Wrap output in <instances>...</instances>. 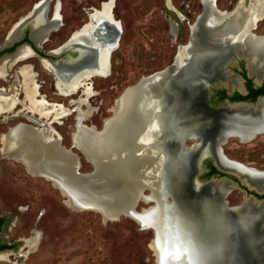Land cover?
<instances>
[{"label": "bare ground", "instance_id": "bare-ground-1", "mask_svg": "<svg viewBox=\"0 0 264 264\" xmlns=\"http://www.w3.org/2000/svg\"><path fill=\"white\" fill-rule=\"evenodd\" d=\"M51 1L48 3V0H39L34 5V10L27 17L36 16L39 17L37 21H40L44 13L50 12ZM203 2L206 6L205 11L201 14L202 17H198L197 23L192 29L195 38L200 37L201 32L205 29L203 26L200 28L201 19L203 17L209 18L211 11L214 10L210 7L209 0H203ZM101 3V8H93L89 12L87 23L85 22V25L77 28L63 47L60 46L52 51L54 55H58L66 47L79 49L82 52L81 56H87L89 62L86 66L71 74L66 73L67 70L64 71L65 68H63L62 63L54 65L50 59H41L43 67L50 74L56 76L59 95L70 96L82 90L83 96L77 100L74 99L69 106L63 103H49L44 96L38 97L36 94L39 91V85L35 78L37 74L31 65L20 67L18 73L22 75L21 80L17 79L18 81L14 82L9 90L0 86V116L4 112L14 109L19 101L20 88L25 93L24 101H22L24 107L41 115L53 114V117L60 118L71 113L72 103L79 104L77 131L74 132L73 138L75 144L93 163L95 167L93 176L78 178L74 174L76 167L74 157L61 149L60 145L56 143V138L51 136V132L45 133L42 128L28 126L25 123L13 126L2 135L3 151L8 156L23 162L32 174L46 175L51 179L67 197L65 202L69 207L75 210L93 209L101 211L106 219H116L118 218L117 212L124 213L137 219L144 227L155 228L156 237L151 241L150 247L157 256V264H204L207 260L205 261L201 255L198 256L197 250L191 247L192 240L186 239L188 221L191 216H186V213L180 211L173 203L166 204L164 202L163 193L165 191L159 182L156 186H159L160 189H154L155 177L152 173L157 175L159 163H153L152 169L147 165L150 160L156 161V152L148 149L150 143H139L138 149H136L137 154H135L133 143H130L138 131L145 127L146 123L149 125L153 121L156 125L158 124L159 129L165 123V119L161 115L163 103L157 99L155 83L142 82L143 84L128 89L124 97L118 98L112 109L113 117L105 120V127L102 132H97L95 130L97 127L94 125L83 123V120L91 116L96 110V107L89 103V98L95 93L89 81L94 76L107 77L110 75V65L106 60L107 55L103 56V54L108 53L110 44L107 41L110 42L113 37L109 33H103L102 27L110 24L114 31L117 29L115 27H118V20H115L113 14L116 0H104ZM56 7L53 17L40 24L37 23L39 25L33 29L31 37L39 47L49 40L50 31L57 28L61 23L59 0ZM27 17H22L13 25L8 33V44L19 37L20 29ZM216 19L220 24L218 26L211 25L210 29L204 30L207 33L203 32L209 35L207 37L210 40H219L220 43H223L236 39L235 42L240 49L245 46V48L254 50L255 53L264 51V36L258 37L249 33L251 26H254L260 19H264V0H253L248 9H245L243 0H241L232 14H217ZM96 34H100L102 37ZM238 47H236L237 50ZM182 54L180 52L178 58ZM32 57L38 56L27 43L21 45L15 53L6 54L0 59V78L7 79L11 68L17 62L26 61ZM155 78V76L151 77V79ZM81 104L86 105L87 109L81 108ZM156 107L161 110L158 112ZM252 127H255L253 123L250 126H242V131L237 133L245 138L249 134L246 128ZM122 133L125 135L120 138ZM149 136L151 135H148L147 139ZM151 145L158 147V143H151ZM177 157H181V154ZM222 163L224 166H233L225 161ZM154 165H157V168ZM161 168L160 166V170ZM238 169L245 173V169ZM146 189H150L151 193L145 194L143 191ZM208 194L210 193L208 192ZM141 200L154 201V204L138 212L136 206ZM203 201L202 206L209 202ZM219 201L213 200L216 204L212 205L210 202L209 204L212 205L217 215L219 213L222 216V219L227 218L228 226L233 228L234 232L239 230L242 233V245L246 244V237H248L246 230L241 225L239 226L232 219V216H227V210L224 209L221 202L218 203ZM198 213L201 214H198L200 220L205 218L209 220L210 218L214 221L209 213V218L205 214L203 216L200 211ZM217 215L215 220L218 219ZM195 233L196 237L201 234L202 239L203 237L207 239L205 233ZM26 243L31 246L34 243V238L27 239ZM242 245L240 258L245 259ZM2 258L7 259L5 256ZM9 264H16V262L10 261Z\"/></svg>", "mask_w": 264, "mask_h": 264}, {"label": "rangeland", "instance_id": "rangeland-1", "mask_svg": "<svg viewBox=\"0 0 264 264\" xmlns=\"http://www.w3.org/2000/svg\"><path fill=\"white\" fill-rule=\"evenodd\" d=\"M38 1L0 0V47L7 43L13 25L27 15ZM102 1L59 0L64 24L52 32L43 50L60 46L73 30L89 20L88 14L93 8H101ZM240 1L217 0V8L231 11ZM56 2L51 1L52 8L47 17H53ZM170 2L186 16L180 22L181 30L177 40L170 33V17L178 18V13L169 8L168 0H116L113 14L120 20L122 27L119 46L112 54V73L107 77L96 76L93 79L94 103L99 111L84 119V124L102 129L105 120L112 116V109L125 88L143 76L170 65L179 44L189 41L191 26L204 12L205 4L203 0ZM256 33H264V21L259 22ZM26 61L35 64V70L40 73L41 90L52 101L69 106L67 104L71 99L80 95L81 91L70 96L55 95L53 76L41 67L38 57ZM21 63L23 61L13 66L10 74ZM229 66L226 71L233 74ZM223 84L231 90L235 88L233 84ZM0 85L9 86L3 78L0 79ZM73 105L71 113L61 117V124L53 123L60 130L62 143L67 147L72 146L73 134L77 130L75 122L78 125V111H75L74 116ZM81 108L87 109V106L81 104ZM0 117V217L10 219L7 228L0 231V243L14 245L0 250V264H9L10 261L16 264H157V256L150 247L156 237L153 227L146 228L137 219L124 213L116 219H106L101 211L69 207L65 202L67 197L51 179L32 174L23 162L3 151L2 135L19 122H32L20 116L9 121L1 120L3 114ZM263 139L264 135H260V143H241L237 136L230 137L223 145L224 152L228 157L248 166L264 169ZM72 149L81 156V171H92L93 163L81 149ZM149 193L150 190L146 189L145 194ZM227 200L231 205L242 203V190L237 187L231 190ZM153 204L154 201L141 200L137 210ZM36 230L40 231L41 237L35 249H32L25 239L32 237Z\"/></svg>", "mask_w": 264, "mask_h": 264}, {"label": "water", "instance_id": "water-1", "mask_svg": "<svg viewBox=\"0 0 264 264\" xmlns=\"http://www.w3.org/2000/svg\"><path fill=\"white\" fill-rule=\"evenodd\" d=\"M50 1L51 0H48V3H50ZM252 1L253 0H243V6L245 9H248L251 6ZM209 3L210 7L214 10L211 11V16L209 18L206 19L203 17V19H201L202 24L198 23L201 25H198L200 28L203 26L205 29H210V26L214 24L218 26L220 23L217 22V14H232L238 6L237 5L231 11H223L217 8V0H209ZM168 5L171 10L178 13L179 17L182 16L181 12L172 6L170 0H168ZM199 17L202 16L200 15ZM33 21V16L25 19V23L20 29V35L23 29H25L29 24H36ZM196 23L197 22L191 26L189 41L187 43L181 42L179 44L177 54L170 65L148 76H143L135 84L126 87L118 98L121 99L125 96L128 89L136 85H140L142 82L155 83L157 99L161 100L163 103L161 107L163 112L161 115L164 117L165 123H163V127L161 129H159L158 124L156 125L153 121L152 123L150 122L149 125L146 123L147 127L145 125L143 129H140L136 136L132 139L133 141L130 142L133 143L135 154H137L136 149H138L139 143H150L148 149L156 152V161L150 160L147 165L152 169L153 163H159L157 175L152 173L155 177L154 189H160L159 186H156L159 182L165 191V193H163L164 202L166 204L173 203L180 211L186 213V216L189 215L196 219H201L199 217L201 214L198 213L199 209L204 211V207L202 206V202H204L203 200H205V202L209 201L212 205L216 204L215 202L220 200L218 203L221 202L224 205L223 207H225L232 215V219L246 230V235L248 236L246 237L247 243L242 245L244 251L242 252L245 255V259L241 262L238 261V263L254 264V252L256 250L257 252H260V245L258 240L253 238L251 232L252 227L250 226V221L253 219V212H255L252 201L246 198V201L243 204L239 206H230L226 200V190H220L219 188L221 187L220 182H204L199 179L198 174L200 172L202 160L211 155V151H222V144L226 142L229 137L237 135L238 131H242V126L251 125V121L243 115V113L213 107L209 101L210 87L221 80H227L229 78L226 73L227 66L241 58H245L247 60L248 67L251 70L256 69L258 75L263 74L264 51L255 53L254 50L248 47L245 48V46H242V49H240L237 42H235L236 39L229 42L225 41L223 43H220L219 40H210L207 37L209 36L206 34L207 31H204L205 29H203V32L206 33L201 32V36L195 38L193 37L194 31L192 29H194ZM117 26L118 27H115L117 28L115 31L110 24L102 27L103 33H110L113 37L110 42L107 41L110 44L108 53L103 54V56L107 55L106 60H108L109 64L112 52L119 46L122 33L120 20H118ZM177 28L178 22L175 21L172 23L171 31L174 32ZM32 33L33 30L29 36L30 40H32ZM249 33L258 37L264 36L254 33L253 26L250 27ZM30 47L34 50L32 45H30ZM36 47L38 46L36 45ZM236 47H238V50ZM68 48L71 47H66V49ZM34 52L36 53L35 50ZM180 52L183 54L178 58ZM81 55L82 52H80V55L77 58ZM79 59L81 60L82 58L80 57ZM74 64L77 63L75 62ZM74 68L77 70L78 67ZM66 70L72 73L70 65H68ZM152 76H155L156 78L151 79ZM148 79L151 80L145 81ZM156 108L158 109L159 107ZM160 110L161 109H158V112ZM30 117L35 119L37 122L41 121V119L34 116ZM112 117L113 115L109 118L111 119ZM148 120H150V117H148ZM44 124H46V133H49L48 125L45 121ZM104 127L105 124L102 129L95 130L97 132H102ZM247 129L249 131V138L254 137L261 131H264V127L246 128V130ZM122 135L124 136L125 134L122 133L120 138H122ZM148 135L154 136H149L147 139ZM189 141H195V143L189 145ZM151 143H158V147H153ZM58 144L61 149L65 150V153L74 157L76 162L74 174L78 176V178L82 179L93 176L95 172L94 165L92 171H81V156L74 152L72 148H67L62 143ZM209 144L212 145V150L205 152L207 147H209ZM73 146L80 150V148L75 144L74 139ZM82 153L85 155L83 151ZM179 154H181V157H177ZM139 157L141 158V156ZM219 165L224 167L221 163H219ZM160 166L162 167L161 170ZM154 167L157 168V165H154ZM245 169L248 171L247 173H244L246 176L253 173V171L249 168ZM143 192L145 193V191ZM208 192L210 194H208ZM213 200L215 202H213ZM203 214H207V211L203 212L202 215ZM117 215L119 217L120 213L117 212Z\"/></svg>", "mask_w": 264, "mask_h": 264}, {"label": "flooded vegetation", "instance_id": "flooded-vegetation-1", "mask_svg": "<svg viewBox=\"0 0 264 264\" xmlns=\"http://www.w3.org/2000/svg\"><path fill=\"white\" fill-rule=\"evenodd\" d=\"M57 2L55 4V7L57 6ZM34 8L35 7H33L31 11L34 10ZM50 8H52V6ZM181 14H182L181 17L178 16V18L174 19L175 21L178 22L176 40L178 39L180 35V30H181L180 22L183 21L186 17L185 15H183L182 12ZM46 15H48V13H44V16H42V19L40 21H37L39 17L37 18L36 16H34L33 22L36 23L35 25H33L32 23L29 24L25 28L26 30L23 29L21 35H19V37H16L14 41H12V43L10 44L6 43L3 47H0V59L4 57L6 54L15 53L21 45L27 43V44L32 45V47L36 51L41 67L46 72L48 71L43 67V64L41 61L42 58H47V59L52 60L54 65L62 63L64 66L63 68H65L64 71H66L68 65H70L72 68V73H75L78 69L83 68L84 66L88 64L89 61L87 60V56L86 57L84 56L85 58L83 56H80L82 57L81 59L82 61L79 60L80 57L79 58L77 57L80 55L81 51L79 49H74V48L73 49L72 48L63 49L58 55L56 54L54 55L52 51L55 50L56 48H59L60 46L63 47V45L70 39L72 34L77 30V28L72 31L69 38L65 40L60 46L49 49L47 51L43 50L44 45L38 48L39 46L36 44V42L34 40H30L29 36L33 28L37 27L43 21L50 19L49 16L47 17ZM260 21H264V19L263 20L260 19L258 22L255 23V25L253 26L254 33H256V29H258ZM37 23L39 24L37 25ZM86 23H84V25ZM63 24H64V21H63V16L61 14V23L58 25L57 28H54L50 31V33L48 34L49 39H50V35L52 34V32L59 30L63 26ZM171 34L175 37L174 32L171 31ZM96 35H100V34H96ZM258 35H264V33L258 34ZM100 36L102 37V35ZM35 44L38 47H36ZM112 56L113 55H111L110 57L109 74L112 73ZM75 62L77 64H74ZM232 64L233 65L229 66L228 68L229 69L231 68V71L233 72V74H228V72L226 71L229 78L227 80H221L214 86L210 87V91H209L210 104L215 108H224L228 110H234L237 113H243V115L249 118V120L251 121V123L255 125V127L263 128L264 127V73L261 75H258V72L256 69L251 70L248 67V63L245 58L238 59ZM24 65H31L32 69L34 70L36 67L33 62H28V61H23V63H21L20 65H17V67L13 69L14 73L13 74L9 73V75L7 76V79L6 78L3 79L6 81V84L9 85L8 87L4 86L5 89L9 90L10 87L13 85V83L18 81L17 79L21 80L22 75L21 73H18V72H19L20 67ZM74 67H78L77 70ZM35 72L37 74L35 78L39 85V89H38L39 91L37 92L36 95L38 97L44 96L45 99L49 103L61 104V102L52 101V99H50L48 95L45 94L41 90L42 85L40 84L41 83L40 73L37 72L36 70ZM67 72L70 73V71H66V73ZM52 76L54 79V83L52 84V86L54 87L53 93L57 96H61L57 92L56 76L54 74ZM94 77L91 78V80L89 81L91 85H93L92 83H93ZM225 82L233 84L235 88H233L232 90L229 89L225 84H223ZM92 87L94 88V86ZM79 92L80 91H78V93ZM82 93L83 91L81 90L80 92L81 96H83ZM79 96H77V98L71 99L70 103H68L67 105H70L74 99L75 100L79 99L80 98ZM94 96L95 95L93 94L89 98V103L92 106L97 108L96 111L93 112L94 114H96L99 111V108L95 106ZM24 98H25V93L20 88L19 101L17 102L16 106L14 107L12 111H8L5 114L3 113L4 115L1 120L9 121L13 118H17L20 116L25 119H28L32 123H28V122H19V123H25L28 126H32L35 128H42L44 132L46 133V124H44V121H45V123H47L48 125L49 132H51V136L56 138V143H62L63 138L61 136V132L53 124L54 122H58L59 124H61V117L55 118L53 117V114L49 116H45V115H41L38 112H34L32 110L25 108L24 103L22 102L24 101ZM19 105H22V107H19ZM72 105H73V112H74L73 114L75 116L76 115L75 111L76 110L78 111L79 104L72 103ZM70 109L72 110V108ZM93 113L92 115H94ZM30 116L39 118L41 119V121L37 122L35 119L31 118ZM19 123L15 125H18ZM76 126L77 124L75 122V130L77 128ZM260 135H264V131L257 133L254 137H251V138H249L248 134L245 136V138H242L243 136H241L240 134L234 135L232 137L237 136L241 143H247V142L260 143V141H258V138ZM255 140L257 141L254 142ZM228 141L229 139L222 144V151L220 152L219 150L218 152L211 151L212 145L209 144V147H207V150H205V152L211 151L212 153L211 155L207 156L206 158L202 160L198 177L200 180L204 182H210V181H217V183L220 182V185H221V187H219L220 190H226V200H227V195L231 190L235 189L236 187L240 188L243 192L242 203L235 204V205L229 204L230 206H239L246 201V198L252 201L254 208H255L254 209L255 212H253L252 214L253 219H251L250 221V226L252 227L251 232H252L253 238L257 239L260 245L259 246L260 252H257V250L254 252V264H264V169H260L257 167H251V166L244 164L243 162H240L238 160L228 157L225 154L224 148H223V145L227 143ZM189 143L192 144V143H195V141H189ZM73 147L74 146H73V139H72V146L67 147V148H73ZM222 161H225L228 164H231L233 166L232 167L230 166L231 168L229 166H224ZM219 163H221L224 167H221ZM82 166L83 164L81 165V168ZM236 167L241 168L243 170L245 168H249L250 170L253 171V173L246 176L244 172H242V170L240 171ZM214 168H216V170H214ZM244 171L245 173L248 172L246 169ZM39 176H43L46 179H49L46 175L41 174ZM203 207H204L203 208L204 211L200 209L199 211L202 213L207 211V214L205 215L208 216V213H209L210 216L212 215V219L214 221H212L209 218V216H208L209 220H207L206 218L203 220H200V219H196L193 217H189L188 230L186 232V239L192 240L191 247L197 250L196 254L198 256L201 255L203 256L205 261L207 260L206 262H204V264H239L238 261L239 262L243 261V259L240 258V248H241L242 240H243L242 233H240L239 230L234 232L233 228L228 226L229 221L227 220V218L222 219V216H220L219 213L217 215L214 212L212 205L209 204V202H207L205 206ZM216 215L218 216L217 220H215ZM227 216L231 217L232 215L230 214V212L227 211ZM195 232L205 233L206 234L205 238L207 239H204V237L202 239L201 234L200 236L197 235L196 237ZM40 235H41L40 231L36 230L35 234L32 237L28 238V239L34 238V243L31 245V247H33L32 249H35V247L37 246V243L39 242V239L41 237ZM26 240L27 238L25 239V242Z\"/></svg>", "mask_w": 264, "mask_h": 264}, {"label": "trees", "instance_id": "trees-1", "mask_svg": "<svg viewBox=\"0 0 264 264\" xmlns=\"http://www.w3.org/2000/svg\"><path fill=\"white\" fill-rule=\"evenodd\" d=\"M225 92V91H224ZM214 170H216V168H214ZM10 219L7 217H0V231H2L3 229H6L7 226L9 225ZM14 247V245H8L6 243H0V250L2 249H7V248H12Z\"/></svg>", "mask_w": 264, "mask_h": 264}, {"label": "built area", "instance_id": "built-area-1", "mask_svg": "<svg viewBox=\"0 0 264 264\" xmlns=\"http://www.w3.org/2000/svg\"><path fill=\"white\" fill-rule=\"evenodd\" d=\"M173 22H175V20H174L173 18L170 17V33H171V28H172V23H173ZM177 30H178V28H177ZM177 30L174 31L175 39H176V37H177ZM171 35H172V34H171ZM172 36H173V35H172Z\"/></svg>", "mask_w": 264, "mask_h": 264}]
</instances>
